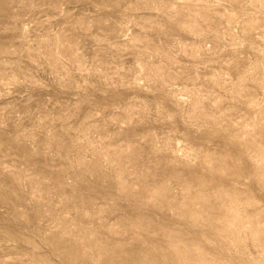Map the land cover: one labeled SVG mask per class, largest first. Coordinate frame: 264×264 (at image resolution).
<instances>
[{"label": "rangeland", "instance_id": "1", "mask_svg": "<svg viewBox=\"0 0 264 264\" xmlns=\"http://www.w3.org/2000/svg\"><path fill=\"white\" fill-rule=\"evenodd\" d=\"M0 264H264V0H0Z\"/></svg>", "mask_w": 264, "mask_h": 264}]
</instances>
